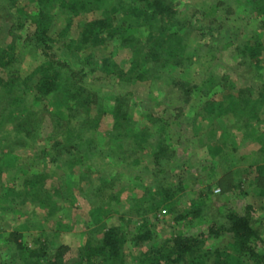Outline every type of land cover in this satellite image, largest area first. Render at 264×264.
<instances>
[{
  "label": "rangeland",
  "instance_id": "obj_1",
  "mask_svg": "<svg viewBox=\"0 0 264 264\" xmlns=\"http://www.w3.org/2000/svg\"><path fill=\"white\" fill-rule=\"evenodd\" d=\"M172 1L175 2L178 16L189 21L186 22L189 30L186 51L197 50L190 64L176 68L172 73L173 77L186 84L195 85L189 101L183 102L179 88H175L168 78L155 83L152 80L124 83L104 71L95 70L87 74L81 85L85 89H92L94 95L84 102L87 107L77 106V117L70 124L69 139L72 142L68 141V137L66 140L62 132L54 130L48 118L46 111H53L58 101L52 104L51 101L37 100L32 87L21 83L36 69L37 74L45 71L49 62L29 40L35 27L30 17L38 12V4L33 0L21 1L27 15L17 32L19 37L14 51L17 60L11 65L21 85L15 90L14 101L9 102L0 114V161L8 167L0 174L1 262L7 261L15 252L14 245L12 248L4 245L9 231L21 232L20 242L26 246H32L34 239L41 234L40 238L57 236H54L52 245L66 244L71 248L83 244L88 234L93 236L100 228L120 224L130 233L127 234L128 241L124 248L126 261L137 264L140 250H145L149 243L135 247L130 243V238L145 222L146 225H154L151 228L155 235L154 242H162L177 233L196 234L203 231L207 235V224L203 218L175 222L171 219L172 214L190 209L193 203L200 200L207 203L214 201L218 206L223 204L239 213H243L248 204L258 208L264 203L251 188L253 185L249 184L261 157L258 142L251 141L252 134L249 137L243 135L245 130L253 132V135L264 131V95L253 104H250L253 102L250 100L248 108L240 111L242 114L237 113L233 98L239 95L238 90L249 86L247 97L252 99L256 97L260 83L252 80L259 79L255 75L245 72L242 67L237 68L232 50L234 45L258 32L263 45L261 59L264 61V29H260L254 13L243 14L241 5L227 13L224 6L219 5V0ZM103 2H98V9L110 8L113 18L120 23L125 24L130 20L129 16L132 15L124 11L132 5H122L119 0ZM53 14L54 11L45 13L47 20H51ZM136 15L132 16L136 18L134 22L143 19L142 15ZM0 23L8 24L1 19ZM208 27L214 28V31L204 35ZM128 28L138 36H145L148 32L144 27ZM173 28L169 27L168 32L171 33ZM180 34L184 35L183 30ZM171 38L165 36L164 42L170 44ZM10 39L6 31L1 32V47H5ZM111 48L109 44L105 49L111 51ZM52 51L55 60L73 62V54L66 52L61 43L53 45ZM119 52L115 55L117 60L126 54ZM263 66L258 64L264 73ZM117 95L127 97L120 106L127 113L126 118L130 123L128 135L119 134L125 129L116 130L123 144L117 148L118 154L115 155L108 153V149L116 146L112 138L113 117L110 113ZM2 99L3 102L8 100L6 96ZM210 100L217 105L219 113H207L192 124L197 110ZM256 105L259 106L254 108ZM100 110L107 113H102L97 126H81V115H96ZM27 112H30L29 118L32 120L40 115L43 117L30 137H24L22 132L13 128L15 119L24 117ZM64 114L67 115V112L64 111ZM249 116L252 119H248ZM149 117L156 121L158 118L161 125L151 124ZM139 131H145L147 136L145 140L140 139L135 150L130 142L136 143L133 140L137 136L133 137V133ZM163 135L169 142L173 165H164L160 173L151 155L153 146ZM92 136L95 147L86 143ZM65 146L70 150L65 151ZM78 146L84 150L80 156L83 158L74 160ZM130 150L133 156L126 157L125 153ZM131 157L138 160L131 162ZM43 170L49 175L46 185L56 188L58 195L54 199L57 207L50 211L41 208L28 215L26 212L30 213L33 205L29 200H24L22 177ZM181 183L188 188L180 189ZM215 189L219 191L214 192ZM109 193L114 194V199L110 200ZM136 205L148 209L147 212L140 209L136 213ZM150 205L155 208L150 210ZM259 210L257 214L260 217L262 213ZM223 240L222 237H210L205 247L214 249L221 246ZM202 264H212V259Z\"/></svg>",
  "mask_w": 264,
  "mask_h": 264
},
{
  "label": "trees",
  "instance_id": "obj_2",
  "mask_svg": "<svg viewBox=\"0 0 264 264\" xmlns=\"http://www.w3.org/2000/svg\"><path fill=\"white\" fill-rule=\"evenodd\" d=\"M21 1L24 2V0H0V19L8 23L7 27L2 25V22L0 23V34L6 31L11 36L5 47L0 45V114L9 102L14 101V93L18 85L21 83L25 86L30 85L34 90L35 99L43 102L51 101L52 104L56 100L58 101L54 104L53 111L47 110L46 112L53 124V129L62 132L63 136L69 139L71 120L77 117L75 114L77 106L87 107L85 103L94 95L92 89H85L81 85L87 74L95 70L104 71L107 75H112L117 81L124 83L138 80H152L155 83L168 78L175 88H179L183 102L189 101V96L193 93L195 85L186 84L173 77L172 73L176 68L190 64L197 55V50L186 51L189 39V30L186 26L188 20L178 16L174 1L119 0L122 5H132L131 8L124 11L126 14L129 13L135 17H137L136 14H140L143 18L141 21L134 22L136 18L133 19L132 16H129L130 20L123 24L113 18L110 8L104 10L97 8L98 2L104 3L103 0H33L38 4V12L30 17L31 22L35 25L30 34V44L38 48L49 62L45 71L37 74L38 69H36L19 83L18 76H15L11 65L17 60L14 53L15 42L19 37L17 32L21 29L25 15H27L26 8ZM219 5H223L227 13L233 7L241 5L243 14L254 13L260 29H264V0H219ZM214 8L216 9L215 4ZM50 11H54V14L51 20H47L45 13ZM132 26L147 28L148 32L145 36H138L129 31L128 27ZM172 26L174 30L169 33L168 29ZM182 30L183 36L180 34ZM213 31L214 28L208 27L203 33L210 35ZM167 35L173 37L169 41L170 44L164 42ZM56 43H61L66 52L70 51L69 53L73 54L72 63L55 60L52 50ZM109 44L112 50L106 51L105 48ZM232 50L236 56L237 68L242 67L241 69L245 72L255 75V78L259 79L252 80L260 83L256 97H252V99L247 97L249 86L238 90L239 95L233 99L235 108L238 110L237 113H241L240 111L248 108L250 100L253 101L250 104H253L264 95V73L258 67V64L261 66L264 64L261 59L263 45L258 32L250 39L234 45ZM117 52H125V57L117 60L115 56ZM2 73L6 74L3 76ZM76 82L81 83L77 84ZM1 96L4 98L6 96L8 100L4 103ZM126 98V95H117L113 110L111 113L109 112L113 117L112 138L116 146L108 149V153L115 155L118 154L116 153L117 148L122 147L123 144L119 140L120 135H128L127 129L130 121L126 118L127 113L120 106ZM258 106L256 105L254 108ZM217 109L218 107L213 101H207L197 110L192 124L196 119L205 117L204 115L207 113L218 114ZM219 110L221 111V108ZM64 111L67 112V115L64 114ZM82 112L85 113V111ZM82 112H78V114H82ZM102 113L107 112L100 110L96 115H86V113L81 115V126L85 128L97 126ZM29 117L30 112H27L24 117L13 120L15 123L13 128L22 132L24 137H30L35 127L43 120L42 115L38 119L33 118V120ZM248 119H252V117L249 116ZM149 121L151 124L161 125L158 118L156 121L149 117ZM121 129H125V132L119 133V135L116 130ZM250 134H252L251 141L258 142V153L261 157L254 167V174L252 179H249V184L253 185L251 188L259 195L260 201L264 202V199H261L264 198V131L259 135H253V132L247 130L243 133L245 137L251 136ZM134 136H137V139L133 140L136 143L131 141L130 144L132 149H137L136 146L140 139L145 140L147 135L145 131H139L133 133ZM68 139L66 138V140ZM68 141L72 142L70 139ZM86 141L88 145L95 147L93 136ZM169 146L164 135L153 146L151 156L157 167V172L161 173L164 165L167 166L171 163L172 156ZM63 148L65 151L70 150L68 146ZM131 152L132 150L125 153L126 157L133 156ZM82 154H84V150L78 146L75 148L73 159H82L83 157H80ZM131 158V162L138 160L136 157V159ZM171 164L173 165V163ZM0 166V174H2L8 167H5L1 161ZM48 176L44 170L40 173L23 175L21 191L24 193V200H29L33 205L32 211L29 209L30 213L26 212L28 215L36 210H41V208L50 211L57 207L54 197L58 194L56 188L52 189L46 185ZM179 188L186 189L188 186L181 183ZM108 195L110 200L114 199L113 193ZM154 208L153 205L149 207L150 210ZM140 209L143 212L148 210H144L142 206H135L136 213ZM259 209L262 213L260 217L257 214ZM198 217L203 218L207 224V235H204L203 231L196 234L177 233L162 242H154L155 235L151 229L152 226L154 227L153 223L147 225V222L143 223V227L139 228V231L130 238V243L135 247L149 243L145 250H140L137 264H202L211 259L212 264H264V203L260 204L258 208L248 204L244 212L239 213L226 205L218 206L214 201L207 203L200 200L193 203L190 209L175 211L171 219L178 222ZM1 233L3 232H0V236ZM127 234L130 233L120 224L100 228L93 236L88 234L83 244L70 248L66 244L55 243L56 245H52V240L57 237L55 235V237L40 238L41 234L34 239L32 246H26L20 242L22 233L13 230L7 233L4 245L11 248L14 245V254L7 258L8 263L14 262L13 264H130L126 261L124 253L125 243L128 241ZM210 237H222L224 239L222 245L214 249L206 248V240ZM53 246L55 248H52ZM4 262L0 260V264H4Z\"/></svg>",
  "mask_w": 264,
  "mask_h": 264
},
{
  "label": "built area",
  "instance_id": "obj_3",
  "mask_svg": "<svg viewBox=\"0 0 264 264\" xmlns=\"http://www.w3.org/2000/svg\"><path fill=\"white\" fill-rule=\"evenodd\" d=\"M218 191V189H216L214 192Z\"/></svg>",
  "mask_w": 264,
  "mask_h": 264
},
{
  "label": "crops",
  "instance_id": "obj_4",
  "mask_svg": "<svg viewBox=\"0 0 264 264\" xmlns=\"http://www.w3.org/2000/svg\"><path fill=\"white\" fill-rule=\"evenodd\" d=\"M253 177V176H252Z\"/></svg>",
  "mask_w": 264,
  "mask_h": 264
}]
</instances>
